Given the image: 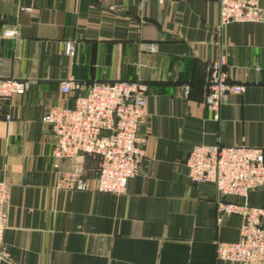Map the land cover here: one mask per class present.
Instances as JSON below:
<instances>
[{
    "label": "crops",
    "instance_id": "0c3cea01",
    "mask_svg": "<svg viewBox=\"0 0 264 264\" xmlns=\"http://www.w3.org/2000/svg\"><path fill=\"white\" fill-rule=\"evenodd\" d=\"M222 53L231 80L247 87L230 93L216 120L204 98ZM0 75L34 79L0 106L11 254L0 264H241L217 259L216 244L239 239L242 217L218 219L216 187L194 183L186 160L197 144L264 148V22L222 26L218 0H0ZM69 77L81 86L65 93ZM138 77L148 85L142 172L121 194L58 188L49 109L73 106L95 82ZM64 164L98 167L84 155ZM247 201L264 206V187Z\"/></svg>",
    "mask_w": 264,
    "mask_h": 264
},
{
    "label": "built area",
    "instance_id": "2783aa9c",
    "mask_svg": "<svg viewBox=\"0 0 264 264\" xmlns=\"http://www.w3.org/2000/svg\"><path fill=\"white\" fill-rule=\"evenodd\" d=\"M218 1L222 26L231 22H264L261 0ZM15 32L9 30L6 33L13 35ZM146 49L155 53L158 44L149 42ZM75 50V42L67 41L66 53L72 56ZM227 63L228 54L222 53L211 63L206 81L204 101L216 120L220 119L221 108L230 93H242L247 87L246 83L231 80ZM256 69L260 67L256 66ZM33 81L31 78L0 75V106L15 94L26 93ZM60 84L65 93L81 86L75 77L64 79ZM147 113L148 85L141 77L98 81L85 93L77 94L73 106H52L45 115V122L56 136L52 152L58 172L56 186L115 194L125 192L129 179L143 170L147 138L140 134V127ZM81 155L98 161L94 173L87 174L64 164L65 160L71 161ZM186 164L194 183L209 182L216 187L219 220L232 213L242 217L239 239L217 242V259L264 264V206L247 201L252 189L264 187V148L248 144H197L190 151ZM234 197L245 200H235ZM8 198L9 184L0 180V258L7 260L11 258L4 241Z\"/></svg>",
    "mask_w": 264,
    "mask_h": 264
}]
</instances>
